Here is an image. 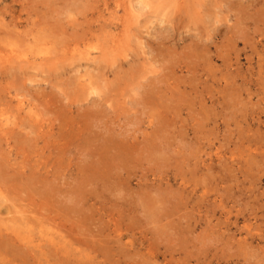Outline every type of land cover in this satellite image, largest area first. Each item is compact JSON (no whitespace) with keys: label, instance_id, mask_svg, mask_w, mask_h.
I'll use <instances>...</instances> for the list:
<instances>
[{"label":"rangeland","instance_id":"rangeland-1","mask_svg":"<svg viewBox=\"0 0 264 264\" xmlns=\"http://www.w3.org/2000/svg\"><path fill=\"white\" fill-rule=\"evenodd\" d=\"M0 166V264H264V0H0Z\"/></svg>","mask_w":264,"mask_h":264},{"label":"bare ground","instance_id":"bare-ground-1","mask_svg":"<svg viewBox=\"0 0 264 264\" xmlns=\"http://www.w3.org/2000/svg\"><path fill=\"white\" fill-rule=\"evenodd\" d=\"M145 2V1H144ZM162 108V107H161ZM1 167V166H0Z\"/></svg>","mask_w":264,"mask_h":264}]
</instances>
